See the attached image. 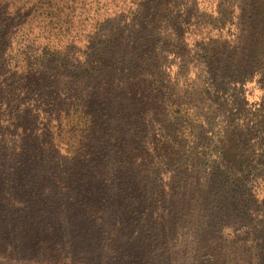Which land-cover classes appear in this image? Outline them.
I'll list each match as a JSON object with an SVG mask.
<instances>
[{"label": "rangeland", "instance_id": "374dc122", "mask_svg": "<svg viewBox=\"0 0 264 264\" xmlns=\"http://www.w3.org/2000/svg\"><path fill=\"white\" fill-rule=\"evenodd\" d=\"M43 1L48 46L0 42V264H264V0Z\"/></svg>", "mask_w": 264, "mask_h": 264}, {"label": "trees", "instance_id": "16d2710c", "mask_svg": "<svg viewBox=\"0 0 264 264\" xmlns=\"http://www.w3.org/2000/svg\"><path fill=\"white\" fill-rule=\"evenodd\" d=\"M59 2V1H58ZM57 2V3H58ZM46 4V8H42ZM53 9V5L50 2H44L43 0H0V42H5L9 40L8 32L10 29L14 27H20L23 31H26V34H35L36 38L46 39V45L52 41V34L54 32V27L52 26L53 15L51 10ZM61 22V21H60ZM253 21L246 24V28L252 31V27L254 26ZM66 26V30H61L59 28L58 34L59 37H63L67 33H69L70 27L67 21L63 23ZM62 26V24H60ZM246 28H242L241 31H244ZM68 29V30H67ZM249 31V32H250ZM219 35V34H218ZM229 35V32H227ZM249 34H246L240 38L237 37L235 40L239 45H244L243 42L248 43ZM246 47V45H245ZM252 48L250 42L247 45L246 51ZM46 49V47H44ZM228 64V63H227ZM246 64V63H244ZM245 66V65H244ZM15 74L19 75V73L15 72ZM153 104H156L155 102ZM187 105V104H186ZM177 109L176 113H181V118L186 122L185 127L178 133L179 136H183L188 133L187 131L194 130V124L198 117V113L191 111L192 107L188 109V107H184ZM202 125V123H201ZM200 125V126H201ZM161 142H168L169 137H160ZM182 137L175 138L174 143L182 142Z\"/></svg>", "mask_w": 264, "mask_h": 264}]
</instances>
